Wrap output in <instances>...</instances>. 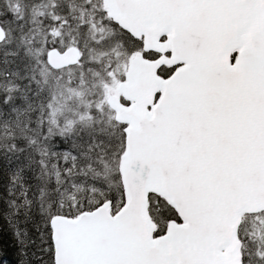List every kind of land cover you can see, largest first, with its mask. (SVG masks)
<instances>
[{
  "label": "snow or ice",
  "instance_id": "1",
  "mask_svg": "<svg viewBox=\"0 0 264 264\" xmlns=\"http://www.w3.org/2000/svg\"><path fill=\"white\" fill-rule=\"evenodd\" d=\"M264 264V0H0V264Z\"/></svg>",
  "mask_w": 264,
  "mask_h": 264
},
{
  "label": "trees",
  "instance_id": "2",
  "mask_svg": "<svg viewBox=\"0 0 264 264\" xmlns=\"http://www.w3.org/2000/svg\"><path fill=\"white\" fill-rule=\"evenodd\" d=\"M8 245L9 241L7 240V237H5V253L3 255V260L6 262V264H14V250Z\"/></svg>",
  "mask_w": 264,
  "mask_h": 264
}]
</instances>
